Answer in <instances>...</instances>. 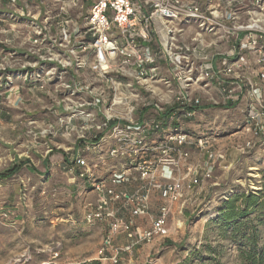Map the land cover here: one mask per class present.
<instances>
[{"label":"rangeland","instance_id":"rangeland-1","mask_svg":"<svg viewBox=\"0 0 264 264\" xmlns=\"http://www.w3.org/2000/svg\"><path fill=\"white\" fill-rule=\"evenodd\" d=\"M184 1L200 6L208 14L222 15L211 18L221 20L225 31L250 26L264 32V0ZM10 14H0V22L11 21L8 31L13 35L7 37V27H2L0 171L20 158L18 153L28 151L23 146H15L13 150L11 144H32L35 149L44 144L46 150L51 144L97 142L87 137L77 138L83 120L63 110V105L71 102L62 101L67 77L55 47L45 37L35 43L32 26L18 19L20 15L15 8ZM183 28V33L191 37L198 30L193 24ZM212 32L202 36L204 50ZM226 35L230 34L225 33V38L232 40ZM221 52L225 56L209 70V77L201 80L202 85L192 91L200 100L194 106V113L184 117L185 110L171 101L164 109L167 113L180 109L179 115L169 117L168 133L186 135L188 144H207L203 150L192 148L181 168L182 172L187 167L195 169L200 181L182 212L176 211L172 216L169 236L154 239L157 243L150 249L141 245L154 240L136 244L130 252L119 254L118 264H264V210H250L244 216L222 219L227 200L262 188L264 78L259 74L264 72V65H256L254 53L243 50L247 64L225 72L221 62L229 54L226 50ZM204 54L208 59L207 51ZM34 78L39 84L32 85ZM212 86L215 91H211ZM215 94L218 97L213 98ZM227 100L235 101V105H227ZM153 101L149 96L138 112L153 109ZM206 149L216 156L209 159ZM21 158L27 163L12 177L15 191L0 188V264H80L98 260L104 226L86 223L82 219L81 203L58 188L52 179L40 177L34 171L38 167ZM29 164L34 168L32 174L26 169ZM209 166L212 169L206 177L204 173ZM92 199L91 203L95 202L96 196ZM235 206L244 208L241 200Z\"/></svg>","mask_w":264,"mask_h":264},{"label":"built area","instance_id":"built-area-1","mask_svg":"<svg viewBox=\"0 0 264 264\" xmlns=\"http://www.w3.org/2000/svg\"><path fill=\"white\" fill-rule=\"evenodd\" d=\"M6 1L20 16L29 17L35 43L45 37L55 47L67 77L62 101L71 102L63 110L83 120L77 138L89 133L98 142L67 148H77L67 170L82 167L79 175L88 179L97 195L83 215L89 225H104L97 259L118 264L119 254L130 252L136 244L169 236L172 216L182 212L200 181L195 169L182 172L181 168L191 148L203 150L207 144H188L186 135L168 133L169 117L179 115L180 109L167 113L165 106L171 101L185 110L184 117L194 113L200 100L192 91L212 68L197 52L204 33L219 31L223 37L227 33L237 42L221 62L225 72H232L247 64L243 50H251L253 62L264 65V32L250 26L225 31L217 20L222 15L208 14L184 0ZM8 13L12 16V11H0ZM192 24L198 30L181 42L178 34ZM156 36L160 43L154 51ZM158 57L165 66L157 62ZM259 76L264 78V72ZM31 83L39 81L34 78ZM231 91L227 90L229 96ZM149 96L156 101L151 103L153 109L138 112ZM50 151L52 147H47ZM90 152L97 155L88 159ZM206 153L209 159L216 156L208 149ZM104 159L109 162L102 176L99 167ZM122 185L131 188L119 190ZM152 192L158 193L159 204L149 226L142 227L137 219L150 214ZM120 234L128 240L125 246L114 242Z\"/></svg>","mask_w":264,"mask_h":264},{"label":"crops","instance_id":"crops-1","mask_svg":"<svg viewBox=\"0 0 264 264\" xmlns=\"http://www.w3.org/2000/svg\"><path fill=\"white\" fill-rule=\"evenodd\" d=\"M5 3H7L6 0H2V2L0 3V11L3 10H9L12 11V9L14 8L12 5H8V8H6L7 6L5 5ZM8 4V3H7ZM12 15V14H11ZM28 18L29 17H22L19 16L18 19L20 20H24V22H28ZM8 20V19H7ZM10 20H8L7 23H3V21L0 22V31H3L2 27H7V31L9 26H11L12 24H10ZM9 23V24H8ZM185 27V26H184ZM184 28L183 31L178 34L179 36V40L181 42H187L189 41L188 38H190L191 36H189L188 34H184ZM5 33V32H4ZM7 37H13V35L11 34V32L8 31V33H6ZM211 35V39L209 40L210 45H204L206 48L205 50L202 48H200V45L198 46V56H204V52L207 51V54H209V58L205 59L206 62H208L210 64V66L212 68H215L217 65V62L220 58H222V56H225L226 53H222L221 51L226 50L227 53L229 54V51L231 48H233L234 45L237 44V42L235 40H228L227 38L223 37L222 34L218 31L215 34H210ZM241 36V35H240ZM202 46L205 43L202 39ZM159 43H160V39L156 36L155 40L153 42L152 48L154 51H157L159 49ZM157 62L163 67L165 66V60L162 57H158ZM216 88H214L213 86L211 87V91H215ZM214 97H218V95H214ZM233 102L235 105V101L233 100H227V103H231ZM246 106V105H245ZM89 133L86 134V137L89 139ZM105 144V143H104ZM10 145V144H8ZM13 146H11V148L13 150H15V146L17 147H25L27 148V152L26 154H17V157H25L28 159L29 162H32L34 164V166L38 167V170H34L40 177H46V180H53V183L58 187L63 189L65 192L69 193L71 197L75 198V201L77 203H81V206L83 208V215L85 213V211L87 210V203L92 202V198L93 197H97V195L95 194L94 191H92V186L90 184V182L88 181V179L86 177H81L79 175V173L82 171V167L78 166V165H74V169L72 171L67 170L69 163H71V157L73 156V153L76 151V149H69L67 150L68 146L71 144H51L52 145V151L51 153H47L46 150L44 149V144H42L38 149H35L34 146L32 144H11ZM105 148L106 146H103L101 148L102 154H104L105 152ZM192 149V148H191ZM96 153V152H95ZM94 152H90L87 154V158L88 159H92L94 158L95 154ZM9 159V158H8ZM10 160V159H9ZM38 161V164H36ZM47 161H50V166L48 167L49 163L47 164ZM103 163H101L100 167H99V175L106 172V166L107 163L109 162L108 160H102ZM42 163V164H41ZM38 165V166H37ZM26 169L29 171V173H33L34 169L32 167L31 164H29L28 166H26ZM13 175L8 177V178H0V188H3V190H7L10 192H14L15 188H14V181L12 179ZM46 181V182H47ZM16 187V186H15ZM131 185H122L119 186L118 189H125V190H130ZM197 193V192H196ZM192 194V193H191ZM193 196V195H192ZM159 204V196L157 192H152L151 194V209H150V214L145 217V218H139L137 219V224H143L145 222V225L149 224V221H151V217L153 215L156 214L157 211V206ZM83 219V217H82ZM141 224V226H142ZM101 226H104L103 224H99ZM144 225V224H143ZM144 227V226H142ZM157 240L152 241L151 243H146V244H142V247H145L147 245V247H150L157 243ZM114 242L116 244H123L128 242V240L126 239L124 234H120L117 235L114 238Z\"/></svg>","mask_w":264,"mask_h":264},{"label":"trees","instance_id":"trees-1","mask_svg":"<svg viewBox=\"0 0 264 264\" xmlns=\"http://www.w3.org/2000/svg\"><path fill=\"white\" fill-rule=\"evenodd\" d=\"M227 105H234L233 102ZM194 109L193 107H190ZM27 163L26 159L18 158L14 160L7 168L0 171V178H8L18 172ZM262 188L258 192L248 193V194H236L229 200L225 202V207L222 214L223 220H229L237 216H244L248 214V211L264 210V172H263V182L261 184ZM241 200L243 203L242 209L235 206L236 201ZM236 224V223H235ZM251 256V255H250ZM253 259V256H252ZM260 261V260H259ZM261 262V261H260ZM80 264H100L98 260H91L89 262L85 261ZM259 264V263H258Z\"/></svg>","mask_w":264,"mask_h":264}]
</instances>
